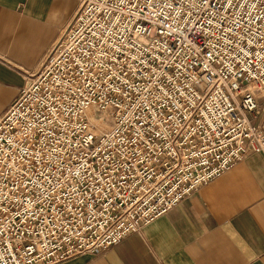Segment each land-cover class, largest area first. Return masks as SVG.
<instances>
[{
    "label": "built area",
    "instance_id": "2783aa9c",
    "mask_svg": "<svg viewBox=\"0 0 264 264\" xmlns=\"http://www.w3.org/2000/svg\"><path fill=\"white\" fill-rule=\"evenodd\" d=\"M76 1L0 117V264L107 249L264 158V0Z\"/></svg>",
    "mask_w": 264,
    "mask_h": 264
},
{
    "label": "crops",
    "instance_id": "0c3cea01",
    "mask_svg": "<svg viewBox=\"0 0 264 264\" xmlns=\"http://www.w3.org/2000/svg\"><path fill=\"white\" fill-rule=\"evenodd\" d=\"M77 6L76 0H0V117ZM251 121L264 132V120ZM57 264H264V158L246 155L138 233Z\"/></svg>",
    "mask_w": 264,
    "mask_h": 264
}]
</instances>
